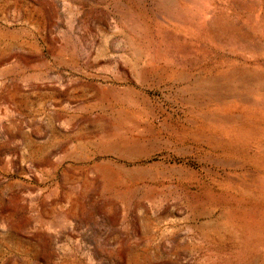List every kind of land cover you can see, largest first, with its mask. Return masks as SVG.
Wrapping results in <instances>:
<instances>
[{"label":"rangeland","instance_id":"374dc122","mask_svg":"<svg viewBox=\"0 0 264 264\" xmlns=\"http://www.w3.org/2000/svg\"><path fill=\"white\" fill-rule=\"evenodd\" d=\"M0 264H264V0H0Z\"/></svg>","mask_w":264,"mask_h":264},{"label":"water","instance_id":"95a60500","mask_svg":"<svg viewBox=\"0 0 264 264\" xmlns=\"http://www.w3.org/2000/svg\"><path fill=\"white\" fill-rule=\"evenodd\" d=\"M114 88V87H113Z\"/></svg>","mask_w":264,"mask_h":264}]
</instances>
